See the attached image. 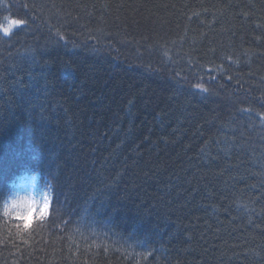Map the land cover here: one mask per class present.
I'll use <instances>...</instances> for the list:
<instances>
[{
    "label": "trees",
    "instance_id": "trees-1",
    "mask_svg": "<svg viewBox=\"0 0 264 264\" xmlns=\"http://www.w3.org/2000/svg\"><path fill=\"white\" fill-rule=\"evenodd\" d=\"M11 19L0 196L39 173L50 203L0 217V264H264V0H0Z\"/></svg>",
    "mask_w": 264,
    "mask_h": 264
},
{
    "label": "clouds",
    "instance_id": "clouds-1",
    "mask_svg": "<svg viewBox=\"0 0 264 264\" xmlns=\"http://www.w3.org/2000/svg\"><path fill=\"white\" fill-rule=\"evenodd\" d=\"M21 175L29 174L22 173ZM31 175L35 178L33 191L0 196V217L23 216L31 225L35 220H43L47 216L49 206L45 205V190L50 185V178H40L37 182L40 174L33 173Z\"/></svg>",
    "mask_w": 264,
    "mask_h": 264
},
{
    "label": "snow or ice",
    "instance_id": "snow-or-ice-1",
    "mask_svg": "<svg viewBox=\"0 0 264 264\" xmlns=\"http://www.w3.org/2000/svg\"><path fill=\"white\" fill-rule=\"evenodd\" d=\"M26 24V21L23 19H11L7 26L0 24V33H2L4 36H10L13 34V29L14 28H18V27H23ZM50 200L49 197L46 195L45 197V205L49 206ZM17 219L22 220L23 224L22 227L24 229H28L31 227V225L29 224L27 218L23 217V216H15ZM17 228H20L21 225H16Z\"/></svg>",
    "mask_w": 264,
    "mask_h": 264
},
{
    "label": "rangeland",
    "instance_id": "rangeland-1",
    "mask_svg": "<svg viewBox=\"0 0 264 264\" xmlns=\"http://www.w3.org/2000/svg\"><path fill=\"white\" fill-rule=\"evenodd\" d=\"M8 22L9 21H7L5 26H7ZM34 187H35V182L33 180H31L30 178H23L21 179V182L12 191L13 192L12 195L33 191Z\"/></svg>",
    "mask_w": 264,
    "mask_h": 264
}]
</instances>
